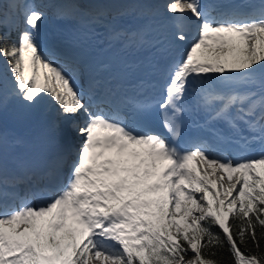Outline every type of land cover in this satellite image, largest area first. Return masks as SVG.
<instances>
[{"label":"snow or ice","instance_id":"obj_1","mask_svg":"<svg viewBox=\"0 0 264 264\" xmlns=\"http://www.w3.org/2000/svg\"><path fill=\"white\" fill-rule=\"evenodd\" d=\"M166 7L174 45L197 30L159 104L169 137L145 130L150 103L130 99V116L93 112L101 82L82 90L78 65L66 71L49 59L39 43L42 12L25 13L18 40L8 38L15 19L0 13V58L14 94L38 104L47 93L82 138L74 160L69 140L42 172L0 177V264H264V155L230 159L213 143L177 145L190 92L210 122L226 123L246 144L245 129L264 140V0L250 10L202 0ZM50 131L64 134L59 122ZM26 182L55 194L34 204L17 191Z\"/></svg>","mask_w":264,"mask_h":264},{"label":"bare ground","instance_id":"obj_2","mask_svg":"<svg viewBox=\"0 0 264 264\" xmlns=\"http://www.w3.org/2000/svg\"><path fill=\"white\" fill-rule=\"evenodd\" d=\"M72 1H76V2H82L80 0H34V5H40L42 6V2H47L49 4V9L46 10L48 11L50 14L52 15H56L57 17H66L63 15L64 12L68 11L67 9L69 8L68 6L66 7V5L68 3H71ZM169 2V0H162L161 4H156L155 1L153 0H148L146 2H143V4L145 5V7H148L149 9H159L160 11L164 12V16L167 17L169 15V12L167 11V3ZM256 3H259V0H255ZM70 5V4H68ZM76 6V5H74ZM86 4L81 3V11L85 8ZM32 7V6H31ZM111 7V8H110ZM37 8V6H36ZM92 8V7H91ZM90 8V9H91ZM106 10H111L113 11L115 14L114 15H118L121 13H124L125 11L129 10V8L125 7L123 5V3L119 2L116 5L113 6H107L105 8ZM104 10V9H103ZM47 94V93H46ZM44 95V93H40L39 96ZM48 95V94H47ZM49 96V95H48ZM39 98V97H38ZM17 103H15L16 105ZM21 109L19 111H17V119H15V121L12 123V130L9 133V138H11L13 140L14 143L16 144H21L23 143V140L25 138L28 137V120H29V116L33 110V106L34 104H29V107H27V109H24V106L20 105ZM28 106V105H27ZM13 107V106H12ZM11 107V108H12ZM10 109H7V105L2 106V99L0 96V116L6 115L8 112L11 111ZM13 109V108H12ZM65 133L72 138H77L78 136L76 135V133L73 130H67L65 131ZM79 142H76L74 144L73 147V152H72V156L71 159L74 160L76 158V153H75V149L77 148ZM66 179V177H65ZM30 189V188H29ZM36 190L32 189V192L30 193L31 197L28 195V188H26L25 186L22 187L20 189L19 194L23 197V196H27L31 199H33L34 196H36L38 193L40 194H44L46 195V197H49L51 195H54L55 192L50 191L49 189L44 190L43 186H40V188L38 189L39 192H35Z\"/></svg>","mask_w":264,"mask_h":264},{"label":"rangeland","instance_id":"obj_3","mask_svg":"<svg viewBox=\"0 0 264 264\" xmlns=\"http://www.w3.org/2000/svg\"><path fill=\"white\" fill-rule=\"evenodd\" d=\"M6 2L8 4V6L6 7V12L11 14V11H14V13H16L14 15V17H12V18L15 19L19 23V25H17V27L13 31L16 30V34H18V36H20L22 22L20 23V19H18L17 17L20 13H22L21 8L23 7V5H25V2H23L21 0H7ZM157 2L161 4V0H158ZM10 5H11V7H10ZM9 82H11V80H10L9 76L7 75L6 69L4 67H2L0 64V85L3 86V90H4V92H2L0 94L1 99H3V97H5L7 95V93L10 92V90H11V87L9 86ZM15 101H18L22 106H24V109H27V107H29V103L22 100L18 95L7 97V99L2 102V106L7 105V107L10 108ZM51 101L53 102L52 110L55 111V113L57 115L58 110H59L58 105H56V103L52 99H51ZM57 117L60 119V117L58 115H57ZM193 164H195V161H193ZM225 182L227 183V181H225ZM43 197L46 199V197L44 195H43Z\"/></svg>","mask_w":264,"mask_h":264},{"label":"trees","instance_id":"obj_4","mask_svg":"<svg viewBox=\"0 0 264 264\" xmlns=\"http://www.w3.org/2000/svg\"><path fill=\"white\" fill-rule=\"evenodd\" d=\"M7 0H0V13L6 12V7L8 6ZM7 29H4L0 27V35H2ZM10 40H18L19 36L14 32L13 30L11 31V35L8 37ZM0 62H4L3 58H0ZM6 65V64H5ZM11 74V72H9ZM12 75V74H11ZM262 247H264V242H262Z\"/></svg>","mask_w":264,"mask_h":264}]
</instances>
